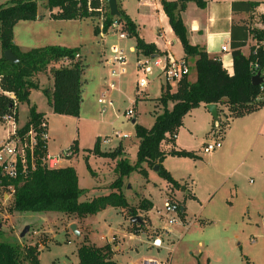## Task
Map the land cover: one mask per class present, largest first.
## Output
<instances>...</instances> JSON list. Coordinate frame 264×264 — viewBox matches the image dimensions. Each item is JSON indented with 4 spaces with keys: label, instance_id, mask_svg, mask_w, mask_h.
<instances>
[{
    "label": "rangeland",
    "instance_id": "374dc122",
    "mask_svg": "<svg viewBox=\"0 0 264 264\" xmlns=\"http://www.w3.org/2000/svg\"><path fill=\"white\" fill-rule=\"evenodd\" d=\"M8 1L0 0V4ZM37 5L38 11L42 13L44 11L42 0H37ZM59 22L62 23H52L50 26L53 32L51 34L54 35V44L78 46L82 56L79 58L83 60L85 69L81 78V103L78 117L57 115L48 117L50 137L47 142L48 151L50 155L55 156L75 146V154L72 152L70 158L61 163V167L71 166L75 170L78 188L83 193L80 201L85 202L106 195L107 187L115 179L113 168L117 159L110 160L92 155L91 150L95 141L98 138H110V143L106 146H100V140L98 142L100 151L101 149L111 151L120 142L113 137L114 132H118L121 136L128 135L129 138L121 141L124 148H129L128 159L125 153L123 158L133 165L136 161L134 126L149 129L153 125L154 102L160 95L159 90L163 83L161 79L155 80L145 91L138 93L135 86L137 80L135 63L126 51V46L133 41L131 39L119 41L117 34L112 30L108 32L111 33L107 36L108 38L95 36L93 25L99 24V20ZM256 23L260 26L253 29H264L260 18H257ZM112 44H118L125 52L126 62L123 66L115 67L119 74V79L115 82L116 90L106 92L110 69L105 65V61L108 59V50ZM175 51L179 53L178 49ZM187 67V81L193 83L196 80L193 59H188ZM40 85L50 91V86L48 88L45 80H42ZM169 89L172 92L175 86H169ZM38 93L35 98L41 103L45 96L43 91ZM104 94L113 102L112 109L104 108L97 103ZM128 109L133 112L131 120L123 116ZM156 110L160 114L162 108L157 105ZM218 110L216 121L220 125L219 139L221 141V137L228 131L233 120L228 117L224 106ZM25 112V104L19 105V120L24 121ZM132 120H135V125L131 124ZM212 130L214 131L213 127ZM0 135H2L1 132ZM210 137L211 139L205 140L204 144L215 141L211 133ZM261 139L264 141V134ZM199 154L203 160L208 157L202 154L201 149ZM256 158L252 163H249L250 161L247 163L264 174V149L258 157L256 155ZM146 173L147 178H143L136 172L130 174L124 181L122 191L132 207L137 208L141 201L152 203L153 207L149 215L148 212H137V216L144 223V230L140 235L145 236L147 242H150L159 233L155 227H165L163 222L158 221L157 212L163 211V204L169 196L175 199V196L182 193H175V190L167 185L153 169H146ZM237 178L241 179L242 186L246 190L255 191L259 188V192L249 200L235 191L230 195L225 192L228 188L223 187L218 192H211L212 199L210 198L209 201L203 197L199 199V202H188L187 222H197L196 226L190 225L186 229V225L173 226L170 229L178 231L177 241L172 244L169 242L157 252L158 254L142 253L136 257H127L121 260V263L133 264L150 257L163 262L168 259V264H264V178L248 168L240 169ZM182 189V192L186 194L185 188L182 187ZM196 190L203 196L208 192L207 186L200 181L197 182ZM11 204L12 200L6 203L0 202V240L22 246H36L39 250V264H78L76 251L84 241L99 247L109 240V245L116 246L120 243L116 231H123L120 228L123 221H126L127 225L125 231L135 235L128 220H123L121 214L112 208L87 217L90 223L86 226L84 219H75L73 216L59 213H10ZM245 208H249L248 212ZM199 223L204 224L201 229H199ZM71 225H78L86 236L77 238L70 230ZM25 227H29V230L23 238H20Z\"/></svg>",
    "mask_w": 264,
    "mask_h": 264
},
{
    "label": "trees",
    "instance_id": "16d2710c",
    "mask_svg": "<svg viewBox=\"0 0 264 264\" xmlns=\"http://www.w3.org/2000/svg\"><path fill=\"white\" fill-rule=\"evenodd\" d=\"M118 1L116 0L119 16L116 20L121 25V32L133 40L136 58L161 56L153 44H147L139 37L136 25L121 10ZM157 1L183 50V62L186 63L188 59L194 60L195 82L189 83L184 77L172 92L168 86L161 87L160 97L155 103L162 111L159 114L155 106L153 125L146 129L134 123L138 147L133 165L121 158L123 151L120 145L112 151H100L99 142L96 140L91 150L92 155L110 160L119 158L113 168L115 179L107 187L106 195L81 202L80 197L83 193L78 188L75 170L72 167L47 170L41 166V158L46 154V144L39 141L35 150V170L25 179L19 178L10 183L15 189L10 213H59L73 216L75 219H85L112 208L128 220L137 216L138 211L149 212L153 207L149 201H141L137 208L129 205L122 191L124 181L134 172L147 178L146 169L152 170L157 166V175L167 185L177 191L183 190L164 170L162 162L168 156L193 160L200 158L197 151L164 150L165 145L173 144V135L191 110L200 105L224 106L228 117L234 120L264 108V103L255 101L259 87L251 84L253 73L250 70L251 63H260L263 60L264 49L259 47L255 50L252 46L248 57L241 54V49L246 46L249 38L256 44L264 43V29H253L250 26L258 4L251 2L231 4L232 15H245L247 20L231 24L230 52L233 74L228 75L217 58L209 57L203 47L192 46L189 43L187 30L181 19L187 4L192 3L203 10L207 0ZM42 6L55 21L99 20V24L93 25L95 36L100 34L106 36L113 20L104 0H42ZM37 12V0H9L0 5V117L14 112L17 119L19 105L28 104L30 93L38 90V77L50 74L52 90H43L48 106L54 115L77 118L81 103V78L85 69L83 60L78 55L79 50L47 46L23 51L13 42V27L19 22L36 20ZM259 18L264 25V16ZM5 51L11 52L17 60L16 64L4 60ZM75 56L78 58L75 59ZM169 103L173 105L171 110L167 109ZM42 118L43 116L37 114L34 108H29V119L21 131L26 132L29 126L38 130ZM213 123L217 121L214 120ZM75 149V146L71 149L74 154ZM170 200L178 204L182 221L185 215L183 205L171 197ZM131 227L137 236L144 230V223L142 221L141 225ZM38 256L39 250L36 246H22L0 240V264H39ZM76 256L78 264H119L112 260L113 252L109 244L96 247L86 241L81 242Z\"/></svg>",
    "mask_w": 264,
    "mask_h": 264
},
{
    "label": "crops",
    "instance_id": "0c3cea01",
    "mask_svg": "<svg viewBox=\"0 0 264 264\" xmlns=\"http://www.w3.org/2000/svg\"><path fill=\"white\" fill-rule=\"evenodd\" d=\"M234 2L257 3L258 7L253 13V20L251 21L250 26L251 28L260 26L256 23V21L257 18L264 16V0H207L206 7L203 10L198 9L194 4L189 3L187 4L185 12L181 14L182 22L187 30L189 43L192 46L197 45L203 47L209 57L217 58L220 61L222 68L228 75L233 74V63L230 52L231 24L232 22L247 20V16L245 15H232L231 4ZM118 3L125 15L136 25L138 35L145 43L153 44L163 57H170L176 62L183 61V50L180 46V43L171 31L168 25L167 18L162 12V8L157 0H119ZM52 23L55 24L62 22L52 20L50 18V13L45 10L42 11V13L38 11L36 20L19 22L13 27L12 34L14 44L23 51L39 49L47 46L79 49L77 48L78 46H70L64 43L54 44V35L51 34L52 31L50 27ZM109 34L111 33L106 34V37ZM126 40H128V38ZM253 45L254 41L249 38L247 40L246 46L241 49V54L244 57H248L249 50ZM223 46H227L229 48V52H221V48ZM175 49H178L179 53H177ZM126 51L130 54L133 62L135 63L136 53L134 49V42L126 46ZM78 54L80 57H82L80 51ZM187 62L188 60H186V64ZM42 80H45L48 88L50 86L49 90H52L51 75L48 74L47 76H39L37 79L38 90L32 91L30 93L28 104H25L26 112L24 121L19 120L18 107L17 123L19 127H22L27 123L29 119V108L31 107L34 108L37 114H41L46 122L48 121V117L54 116L52 109L47 104L46 98H43V101L41 103H39L35 98V96L39 94L38 92L45 90L44 86L40 85V82ZM152 84L153 83H151L150 85ZM161 87L162 86H160L159 90L160 94ZM154 104L156 106L155 102ZM131 106H133V103L131 104ZM172 106L173 105L169 103L167 109L171 110ZM219 108L221 107L216 106L217 116ZM213 125V119L206 111L205 106L200 105L198 108L191 110L183 118L181 127L174 134L175 138L173 144L171 146H164V150L166 151L170 149L197 151L198 156L200 157L198 160H193L188 158H176L168 156L162 162V167L169 173L170 177L175 182L179 183L181 187L185 188L186 194L182 191L175 190V193H182V195L177 194L178 196H175V200L180 202L185 210L184 219L181 221L182 226L180 225L181 227H184V225H186L185 229L190 225H197V222H187L188 202H199V199L203 197L204 199H207L206 201H209L210 198L212 199V193L222 190L223 187L228 188L227 190H225V192L229 193L230 195H232L235 191L241 193L242 196L246 197L247 199L255 196L259 192V188L255 191L246 190L245 187L242 186L241 179L237 178V173L240 169L248 168L253 171V173H256L261 178H264L263 173L259 172V170L255 168H252L247 163V161H250L249 163L255 161L257 159L256 155L258 157L259 153L264 149V141H262L261 139L264 134V108L242 118L234 119L231 126L228 128V131L224 133L223 137H221V149L209 154L208 157H206V159L204 158L203 160V157L199 154L200 149L204 145L205 140L211 139L210 133L212 131ZM2 138L3 134L0 135V141L2 140ZM102 139H104V137L97 139L100 140V146H106L110 143L109 142L108 144H103L101 142ZM215 139H217V137H215ZM118 140H120V142H118V145L122 147L123 151L121 158L124 159L123 155L125 153V156L128 159L127 156L129 153V148H124L122 146V139ZM137 147L138 141L136 140V152ZM101 150L103 151V149ZM47 152L49 153L48 143ZM118 160L119 158H117L115 162H117ZM199 181L207 186V196H203L202 193L197 192L196 185ZM249 203L252 202L249 201ZM245 209L248 212L249 208ZM149 213L150 211L148 212V215ZM84 220L86 222L84 224L86 226L89 225L90 222L86 218ZM129 220L130 219H128V223ZM202 225L204 224L199 223V229L202 228ZM126 226V221H123V223L120 225V228L123 231L117 230L116 232L118 236L116 234H112V236H117V238L119 237L120 239V243L116 246L110 245L113 252V261L122 264L121 260H124L127 257H136V255L142 253L148 254L150 252L158 254L157 252L159 250L151 249L148 247V242L145 236H135L132 234H128L125 231ZM76 229H78L77 231L79 232L81 238H84V236H86V234L82 232L78 225L76 226ZM155 229L161 228L155 227ZM168 236V242L172 244L177 241L178 231L169 229ZM125 242L131 245H128ZM108 243H110L109 240H107L105 244ZM137 245L140 246L137 247Z\"/></svg>",
    "mask_w": 264,
    "mask_h": 264
},
{
    "label": "built area",
    "instance_id": "2783aa9c",
    "mask_svg": "<svg viewBox=\"0 0 264 264\" xmlns=\"http://www.w3.org/2000/svg\"><path fill=\"white\" fill-rule=\"evenodd\" d=\"M105 6H107L104 0ZM112 23L109 30L114 31L117 34L119 41H124L128 37L121 32V25L118 23L115 17H112ZM101 22V20H100ZM101 27V26H99ZM100 38L104 36L99 35ZM255 50L259 47L264 49L263 44H256L254 41ZM264 51V50H263ZM221 52H229L227 46L221 48ZM109 56L105 61V65L109 67V82L106 88V92L116 90L115 82L119 79V74L115 67L123 66L126 62L125 52L118 44H112L108 50ZM255 55V51L253 52ZM78 56H75L77 59ZM67 64V62H65ZM135 70L137 73L136 91L142 93L151 83L155 80L161 79L163 87L175 86L188 74L187 64L183 61H174L170 57L153 56V57H139L135 60ZM250 70L253 76L259 74L261 78V84L259 87V94L255 98L256 102L264 103V57L259 62H253L250 64ZM97 103L104 108L112 109L114 104L104 94L98 99ZM132 107V106H131ZM123 116L129 120L133 118V112L131 109L126 110ZM22 127H19L14 112L7 113L0 117V132L3 134V138L0 141V202L6 203L13 199L15 189L12 181H16L19 178L25 179L29 173L35 170V150L37 144L44 142L46 144V154L41 158V166L47 170H56L61 168V163L70 158L72 151L65 150L55 156L50 155L47 152V142L49 140L47 122L44 118L40 120L39 129L35 130L33 126H29L26 132H22ZM211 131L212 137H217L215 141L211 143H205L202 148V154L209 155L222 147L219 139V125L215 123ZM217 130V131H216ZM219 130V131H218ZM113 137L117 139H127V135H120L118 132L113 133ZM174 135L172 139L174 140ZM110 138L102 139L103 144H108ZM158 221L165 224V227L158 229L159 233L148 242V247L151 249L161 250L169 242V229L173 226L182 225L179 216V206L175 201H171L168 197L163 204V211L157 212ZM135 264H167V260L158 261L154 258H143Z\"/></svg>",
    "mask_w": 264,
    "mask_h": 264
},
{
    "label": "water",
    "instance_id": "95a60500",
    "mask_svg": "<svg viewBox=\"0 0 264 264\" xmlns=\"http://www.w3.org/2000/svg\"><path fill=\"white\" fill-rule=\"evenodd\" d=\"M105 2L107 4L110 17L117 18L119 16V12H118V9H117L116 0H105ZM3 57H4V60L7 61V62H10V63H13V64H16L17 63V60L12 56V54H11L10 51L3 52ZM251 84L253 86H255V87H258L261 84V78L259 77V74H256L255 76L252 77ZM205 109L210 114V116H211V118L213 120H216L217 119L216 105H208V106H205ZM134 123H135V121L132 120L131 121V124L134 125ZM153 171L155 173H157L158 167L155 166L153 168ZM129 224H131V225H141L142 224V221H141L140 217L135 216V217H131L130 218ZM28 230H29V227H25V229L22 231V233L20 234L19 237L20 238H23L24 235L28 232ZM70 230L73 233V235H75L77 238L80 237V234L77 231L75 225H71L70 226Z\"/></svg>",
    "mask_w": 264,
    "mask_h": 264
}]
</instances>
